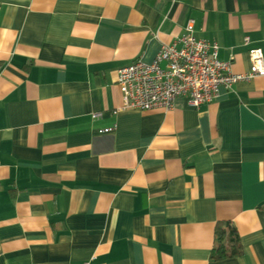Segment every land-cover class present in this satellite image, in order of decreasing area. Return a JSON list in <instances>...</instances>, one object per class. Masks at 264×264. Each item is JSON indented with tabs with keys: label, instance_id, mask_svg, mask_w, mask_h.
Segmentation results:
<instances>
[{
	"label": "crops",
	"instance_id": "obj_1",
	"mask_svg": "<svg viewBox=\"0 0 264 264\" xmlns=\"http://www.w3.org/2000/svg\"><path fill=\"white\" fill-rule=\"evenodd\" d=\"M189 19L232 72L264 57V0H0V264H264V76L113 113Z\"/></svg>",
	"mask_w": 264,
	"mask_h": 264
},
{
	"label": "built area",
	"instance_id": "obj_2",
	"mask_svg": "<svg viewBox=\"0 0 264 264\" xmlns=\"http://www.w3.org/2000/svg\"><path fill=\"white\" fill-rule=\"evenodd\" d=\"M244 42L248 43L246 36ZM217 44L194 34V20L189 19L184 32L170 43H162L151 62L136 59L117 70L116 83L121 90L122 110L170 109L177 97L198 107L217 97L220 88L230 89L234 84L264 76V57L260 48L248 50L246 71L234 73L229 60L217 57ZM101 111L91 113L99 118ZM113 126L100 129L110 132Z\"/></svg>",
	"mask_w": 264,
	"mask_h": 264
},
{
	"label": "trees",
	"instance_id": "obj_3",
	"mask_svg": "<svg viewBox=\"0 0 264 264\" xmlns=\"http://www.w3.org/2000/svg\"><path fill=\"white\" fill-rule=\"evenodd\" d=\"M214 234L215 243L211 249V259L220 260L241 253L242 248L236 230L228 222H217Z\"/></svg>",
	"mask_w": 264,
	"mask_h": 264
}]
</instances>
